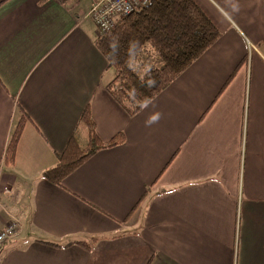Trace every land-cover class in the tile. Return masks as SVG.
Listing matches in <instances>:
<instances>
[{"label":"crops","instance_id":"1","mask_svg":"<svg viewBox=\"0 0 264 264\" xmlns=\"http://www.w3.org/2000/svg\"><path fill=\"white\" fill-rule=\"evenodd\" d=\"M39 1L0 0V264H264V0H194L221 36L134 115L105 87L93 0ZM86 107L123 141L53 184Z\"/></svg>","mask_w":264,"mask_h":264},{"label":"trees","instance_id":"2","mask_svg":"<svg viewBox=\"0 0 264 264\" xmlns=\"http://www.w3.org/2000/svg\"><path fill=\"white\" fill-rule=\"evenodd\" d=\"M55 1L65 4L69 0ZM88 16L98 31L94 19L90 14ZM220 36V30L194 0H151L128 15L118 16L110 30L101 34L97 32L93 42L114 73L113 78L105 84L107 91L129 115H134ZM146 45L157 55L161 67L139 77L129 66V61ZM16 112L3 155V165L7 167L14 163L19 138L29 120L20 106H17ZM122 141L120 133L108 141L101 140L91 112L86 107L66 146L57 153L55 165L45 169L42 176L59 185L65 176L97 151L116 146ZM99 240V237H92L91 244L83 241L78 244L90 249Z\"/></svg>","mask_w":264,"mask_h":264},{"label":"built area","instance_id":"3","mask_svg":"<svg viewBox=\"0 0 264 264\" xmlns=\"http://www.w3.org/2000/svg\"><path fill=\"white\" fill-rule=\"evenodd\" d=\"M151 0H93L90 16L94 19L98 34L107 32L113 27L118 16L128 15L146 6ZM17 231V222H11L0 231V247Z\"/></svg>","mask_w":264,"mask_h":264},{"label":"rangeland","instance_id":"4","mask_svg":"<svg viewBox=\"0 0 264 264\" xmlns=\"http://www.w3.org/2000/svg\"><path fill=\"white\" fill-rule=\"evenodd\" d=\"M202 2V7L207 10L206 5L203 0H200ZM220 4H222L224 1L222 0H217ZM91 21V19L89 18ZM89 20H87L89 23H91ZM92 24V23H91ZM93 25V24H92ZM252 46L250 49L248 48V54L252 52ZM129 66L132 68L134 73L142 77L148 72L149 70L152 69H157L161 67V62L157 55L154 53L152 48L148 45L144 46L141 51L134 56L130 61H129ZM113 73V70H112ZM113 78V77H112ZM26 158V157H25ZM26 165V164H25ZM7 167V166H6ZM11 167V166H10Z\"/></svg>","mask_w":264,"mask_h":264},{"label":"clouds","instance_id":"5","mask_svg":"<svg viewBox=\"0 0 264 264\" xmlns=\"http://www.w3.org/2000/svg\"><path fill=\"white\" fill-rule=\"evenodd\" d=\"M158 118H159V116L157 115V116H154V117L152 118V120L155 121V120H158Z\"/></svg>","mask_w":264,"mask_h":264}]
</instances>
